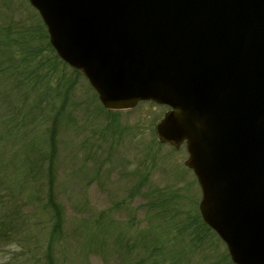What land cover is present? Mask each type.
Wrapping results in <instances>:
<instances>
[{"label": "water", "instance_id": "95a60500", "mask_svg": "<svg viewBox=\"0 0 264 264\" xmlns=\"http://www.w3.org/2000/svg\"><path fill=\"white\" fill-rule=\"evenodd\" d=\"M106 109L168 105L205 224L234 264H264V0H28Z\"/></svg>", "mask_w": 264, "mask_h": 264}, {"label": "rangeland", "instance_id": "374dc122", "mask_svg": "<svg viewBox=\"0 0 264 264\" xmlns=\"http://www.w3.org/2000/svg\"><path fill=\"white\" fill-rule=\"evenodd\" d=\"M43 26L27 0H0V160L17 163L18 143L7 132L21 121L20 134L34 126L44 147L43 130L64 104L45 142L54 154L46 150L44 166H52L53 196L64 217L59 264H234L219 236L195 223L201 189L184 164L186 147L158 140L156 124L167 108L139 103L106 112L86 77L56 59ZM51 102L39 124L37 115ZM44 167L32 186L49 181ZM43 224V235L20 230L18 240L0 243V264H32L46 247L51 223Z\"/></svg>", "mask_w": 264, "mask_h": 264}, {"label": "trees", "instance_id": "16d2710c", "mask_svg": "<svg viewBox=\"0 0 264 264\" xmlns=\"http://www.w3.org/2000/svg\"><path fill=\"white\" fill-rule=\"evenodd\" d=\"M44 26L43 28L46 31L45 37H48L46 27ZM15 41L18 42V39L16 38ZM1 43H3L2 40H0V44ZM47 45L50 50L54 51L49 42H47ZM5 48L9 50L7 43H5ZM29 54H31L30 51ZM55 57L59 60V63L66 65L62 60L57 58V55H55ZM73 71L79 74L75 69H73ZM56 94L63 95L65 94V91L62 93L60 90ZM51 95V92L49 94H45L44 98L40 102H49ZM95 95L97 97L96 92ZM52 99H54V97ZM148 103L154 104V102L150 101ZM61 104L62 105L57 108L58 112L52 116L51 124L47 125L46 129L43 130V134L45 135V140L43 141L44 147L40 145L41 140L37 141L39 137L38 134L34 135L33 133V130L35 129L34 126L32 127V130L28 129L25 131V134H20L21 132L20 130H17V128L22 127L23 121H21L20 123L13 125L14 128H10V132L9 130L7 132L11 140H14L15 142L17 141L18 143V154L16 152L13 154L14 157H16L15 161L17 163L11 161L10 159L8 160L9 162L0 160V243L6 242L7 240H18V236L16 235L20 233V230L24 231L28 229L31 231L30 233L38 231V234L43 235L44 232H42V229L44 221L46 220L48 223H51L50 229L45 232V235L47 234L48 236V239L46 240V247L42 251L38 249V253H35L32 258V264H34V261L37 264H59L56 256L58 255L60 244L63 241L62 238L60 239V236L62 235L64 217L62 215L60 204L53 196L52 182L50 181L52 176V166L48 165L49 167L47 169L44 166L46 162V150L49 152L50 149H54L53 146L51 147L50 145V139L49 145H46L45 142L47 136L49 138L54 136V120L59 119L57 116L59 111L64 106L63 103ZM52 106L53 104L48 108V112L46 113L43 112L44 109L42 108L40 113L37 115L40 118L36 116L39 118V120H37L39 121V124L48 119V114L50 113L49 109H51ZM106 112L115 115L119 111L107 110ZM11 119L13 121V116ZM32 122L34 121L32 120ZM29 135H31V137H29ZM1 141L2 137H0V142ZM53 141L54 140H51V144H53ZM53 154L54 151H51L48 156L51 157ZM23 156L25 157L21 160V157ZM18 159L21 161L19 162ZM43 167L47 171L46 178L49 181L44 183V181L42 182L40 180L41 182H37L36 185L32 186L35 182V178L43 175ZM8 169H11V171L13 170L11 175L7 174ZM20 171H22L21 177ZM29 183H31V187ZM27 202L30 203V207L25 209ZM196 219L195 223L196 225L198 224L200 228L205 227L207 230H212L203 222V219L199 214ZM37 240V242H39V239ZM226 258H228L229 262H231L228 253H226Z\"/></svg>", "mask_w": 264, "mask_h": 264}]
</instances>
